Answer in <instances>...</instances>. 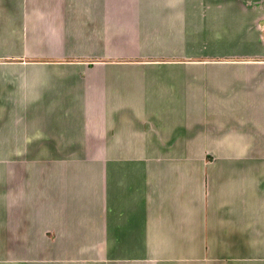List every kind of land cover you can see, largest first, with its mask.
<instances>
[{
  "label": "crops",
  "instance_id": "crops-1",
  "mask_svg": "<svg viewBox=\"0 0 264 264\" xmlns=\"http://www.w3.org/2000/svg\"><path fill=\"white\" fill-rule=\"evenodd\" d=\"M0 264H264V0H0Z\"/></svg>",
  "mask_w": 264,
  "mask_h": 264
}]
</instances>
